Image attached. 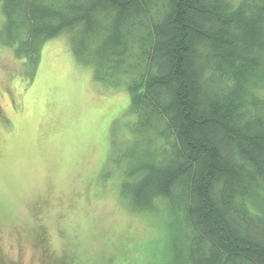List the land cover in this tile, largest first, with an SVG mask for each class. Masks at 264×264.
<instances>
[{
    "label": "trees",
    "instance_id": "1",
    "mask_svg": "<svg viewBox=\"0 0 264 264\" xmlns=\"http://www.w3.org/2000/svg\"><path fill=\"white\" fill-rule=\"evenodd\" d=\"M0 11V42L28 74L66 34L94 79L127 89L128 137L108 163L122 204L161 219V264H264V0H0Z\"/></svg>",
    "mask_w": 264,
    "mask_h": 264
},
{
    "label": "rangeland",
    "instance_id": "2",
    "mask_svg": "<svg viewBox=\"0 0 264 264\" xmlns=\"http://www.w3.org/2000/svg\"><path fill=\"white\" fill-rule=\"evenodd\" d=\"M23 60L0 42V264H161V219L122 204L108 163L128 137L127 89L94 79L66 34L31 74Z\"/></svg>",
    "mask_w": 264,
    "mask_h": 264
}]
</instances>
